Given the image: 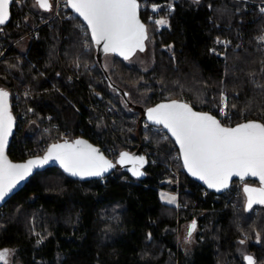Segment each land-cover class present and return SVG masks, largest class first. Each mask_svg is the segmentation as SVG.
I'll return each instance as SVG.
<instances>
[{
  "label": "trees",
  "instance_id": "16d2710c",
  "mask_svg": "<svg viewBox=\"0 0 264 264\" xmlns=\"http://www.w3.org/2000/svg\"><path fill=\"white\" fill-rule=\"evenodd\" d=\"M253 1L148 0L164 3L167 24L160 29L149 11H141L148 38L140 51L148 50L152 37L155 56L143 71L113 53L108 68L102 48L72 11L70 20L41 27L37 39L21 40L40 16L51 15L53 4L44 8L36 0H15L11 22L2 28L0 89L13 97L28 87L35 113L16 130L11 157L17 160L36 144L50 115L70 139L83 131L93 142L103 137L120 154L129 139L149 142L158 152L143 175L119 168L105 180L81 181L58 167L36 173L0 209V250H16L21 264H248L240 253L246 247L264 264V205L247 210L249 183L242 186L246 201L240 205L241 198L228 202L231 191L218 195L203 188L181 171L182 163L178 182L167 166L175 142L142 129L144 109L171 99L217 116L226 102L234 115L231 125L244 115L264 122V12ZM71 63L80 65L79 81L66 77ZM107 106L113 109L111 129ZM178 188L180 210L160 197ZM191 218L198 219L201 233L186 254L178 231ZM258 236L260 243L254 242Z\"/></svg>",
  "mask_w": 264,
  "mask_h": 264
},
{
  "label": "water",
  "instance_id": "95a60500",
  "mask_svg": "<svg viewBox=\"0 0 264 264\" xmlns=\"http://www.w3.org/2000/svg\"><path fill=\"white\" fill-rule=\"evenodd\" d=\"M15 0H0V29L10 24ZM50 8V0H36ZM142 0H68L70 10L88 26L99 49L122 59L144 50L148 26L141 17ZM104 57V54H103ZM146 121L161 126L179 150L184 172L209 192L223 195L236 181L244 187L246 208L264 205V122L250 119L228 126L217 115L195 109L185 100H163L144 109ZM18 122L11 93L0 89V209L38 172L58 167L81 181L102 180L119 168L143 175L145 154L123 151L117 160L86 137L53 142L41 156L14 160L9 151ZM194 227L190 232H193ZM1 253V251H0ZM255 264L253 256H246Z\"/></svg>",
  "mask_w": 264,
  "mask_h": 264
},
{
  "label": "built area",
  "instance_id": "2783aa9c",
  "mask_svg": "<svg viewBox=\"0 0 264 264\" xmlns=\"http://www.w3.org/2000/svg\"><path fill=\"white\" fill-rule=\"evenodd\" d=\"M53 4V9L51 15L47 18H40L39 25L33 28L29 35L31 40H35L39 36V29L43 26H50L52 22L59 20L61 23H64L70 20L73 17V14L69 7L68 0H51ZM164 3L152 4L149 5L148 0L141 1V11H149L150 20L153 24L157 25L160 29L164 28V15L162 14V8ZM173 6H169L167 10L171 11ZM89 44L86 45V49H89ZM0 48H4V53L6 52V32L3 29H0ZM89 67V66H88ZM66 77L69 82H74V80L80 79V65L68 66L66 69ZM30 90L28 87H24L21 90H18L14 93L13 97H11V103L13 111L18 115V126L17 129L23 128L25 124L30 120L31 116L35 113V108L29 104ZM100 107L99 104H97ZM104 116L108 122V127L111 129V114L113 109L111 106H107L106 109H103ZM220 120L226 124L231 125L234 120V115L231 113L228 108L224 107L221 109L219 114ZM53 116H48L45 125L42 127V135L37 140L36 144L32 147H29L25 150L24 154H20V157L17 160L22 159L23 157H35L43 155L48 149L49 145L53 142H57L64 139H70L69 131L62 128V126L56 122H53ZM142 129L146 132H162L166 136L167 133L161 126L153 125L147 121L142 123ZM83 131H80L77 134V137H82ZM84 137V136H83ZM129 142H123L122 145L126 149V151H131L132 148L141 149L147 159L151 160L152 163H156L157 160L155 158L158 149L149 142L138 141L134 142L132 139H129ZM104 138L98 137L94 143L101 146L106 155L115 160L116 157L120 156V152L113 147H109L104 144ZM167 166L176 174L178 178V182L180 181L181 171H184L182 168L179 170V165L182 163L181 156L177 147L174 148L173 155H167ZM105 180V179H103ZM235 185V183H234ZM233 187L231 188V190ZM230 190V191H231ZM179 193V188L176 191Z\"/></svg>",
  "mask_w": 264,
  "mask_h": 264
},
{
  "label": "rangeland",
  "instance_id": "374dc122",
  "mask_svg": "<svg viewBox=\"0 0 264 264\" xmlns=\"http://www.w3.org/2000/svg\"><path fill=\"white\" fill-rule=\"evenodd\" d=\"M247 1H250V0H247ZM251 1H253V0H251ZM253 3L257 4V6L259 7V11L264 12V0H256V1H253ZM42 17L47 18L49 16H40L39 22H40V18H42ZM162 21H163L164 26H165L167 23L164 22V20H162ZM30 31L27 32L21 38V40L30 39L29 35H28L30 33ZM102 51L104 53L105 65L108 68H112L113 62H114V57L111 55V53L107 47H102ZM154 62H155L154 40L152 39V37H150V39L148 41V50L145 52H142V51L137 52V54L128 61L129 64L137 66L143 71L150 69V67L154 64ZM78 64L79 63H76V64L71 63V64H66V66H74V65H78ZM142 96L143 95L140 94L139 97L142 98ZM224 107L228 108L226 102H224L221 109H223ZM221 109H220V111H221ZM246 118H247L246 115L242 116L241 122L246 121L247 120ZM159 133L163 134L162 136L165 137L164 133H162V132H159ZM245 183L255 184V182H251V181H247ZM243 184H244V182H240V181L235 182V185H233V189L231 190V192L229 191L230 193L228 194V202H232V204H233L236 202V199L239 200L241 198L242 201H241L240 205H242V203H245L246 197L242 193ZM179 195H180V191H179V193H177L176 191L173 192L170 190H166V191L161 192L160 197L164 203L171 204V205H177V206L179 205V210H180L182 208L180 207V196ZM257 212L260 213L259 210H257ZM192 227H194V230H193V232H190V229ZM200 233H201V229L198 225V219H196V218L186 219V220H184L183 223L180 224L179 231H178V241H179L181 248L183 249V251L186 254L193 251V249L197 246V244H198L197 239H198ZM245 240L248 244L249 239L245 238ZM254 242L260 243L259 236L254 240ZM0 251L2 253H4V258L0 259V264H21L20 260L18 259L16 250L2 249ZM240 253H241V256H243V258L248 256V255L255 256L256 261L254 263L260 264L256 258V255L254 253H250L248 248L244 247Z\"/></svg>",
  "mask_w": 264,
  "mask_h": 264
},
{
  "label": "flooded vegetation",
  "instance_id": "af4514ba",
  "mask_svg": "<svg viewBox=\"0 0 264 264\" xmlns=\"http://www.w3.org/2000/svg\"><path fill=\"white\" fill-rule=\"evenodd\" d=\"M52 4L51 0H50V5ZM254 186H259V184H254ZM191 230V229H190ZM4 258V253H0V259Z\"/></svg>",
  "mask_w": 264,
  "mask_h": 264
},
{
  "label": "bare ground",
  "instance_id": "6f19581e",
  "mask_svg": "<svg viewBox=\"0 0 264 264\" xmlns=\"http://www.w3.org/2000/svg\"><path fill=\"white\" fill-rule=\"evenodd\" d=\"M262 6V5H261ZM262 9V8H261Z\"/></svg>",
  "mask_w": 264,
  "mask_h": 264
}]
</instances>
